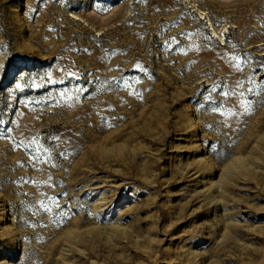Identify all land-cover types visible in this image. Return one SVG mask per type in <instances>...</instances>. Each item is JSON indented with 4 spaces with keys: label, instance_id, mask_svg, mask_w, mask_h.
Wrapping results in <instances>:
<instances>
[{
    "label": "rangeland",
    "instance_id": "374dc122",
    "mask_svg": "<svg viewBox=\"0 0 264 264\" xmlns=\"http://www.w3.org/2000/svg\"><path fill=\"white\" fill-rule=\"evenodd\" d=\"M0 264H264V0H0Z\"/></svg>",
    "mask_w": 264,
    "mask_h": 264
}]
</instances>
